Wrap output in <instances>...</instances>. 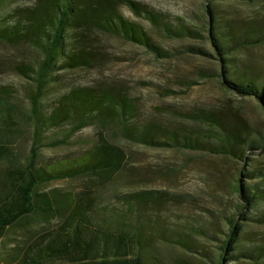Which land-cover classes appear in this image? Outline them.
<instances>
[{"label": "rangeland", "instance_id": "rangeland-1", "mask_svg": "<svg viewBox=\"0 0 264 264\" xmlns=\"http://www.w3.org/2000/svg\"><path fill=\"white\" fill-rule=\"evenodd\" d=\"M131 1L160 15L169 26L188 27L197 30V34L192 38H168L125 6H120V14L140 24L148 32L150 43L160 52H166L167 57H157L142 46L97 34L89 40V46L97 51L92 67L60 71L43 90L42 110L72 86L108 87L119 90L135 103L138 124L156 121L176 131L199 130L201 125L191 117L203 110L221 114L227 124L241 127L244 140L259 137L264 132V113L259 104L253 98L225 90L217 74L224 64L221 57L234 58L239 67L252 74L264 73V48L250 47L228 55L216 54L209 42L203 0ZM32 3L33 0L4 3L0 20L12 9L29 7ZM263 7L264 0L252 3L221 0L211 5L219 22H230L234 26L251 22L255 15L262 18ZM38 59V52L25 43L0 42V103L11 108L6 117L10 128L18 134L10 138V149L20 161L28 157L31 148L32 131L24 119L30 108L29 98L35 92L34 82L20 71ZM64 129L45 130L43 141L35 151L39 166L52 168L72 163L94 141L92 126L69 138L63 137ZM104 133L126 154L125 166L118 174L95 183L86 175L54 180L39 190L48 196L55 193L58 205L65 203L66 196L72 198L90 190L96 210L103 205H118L119 196L137 191L174 194L181 198L180 203L162 202L158 219L151 218V224L163 222L169 235L172 229H180L188 245L185 248L153 237V264H217L229 217L235 219L240 228L238 249L230 251L223 264H264V256L259 259L255 256L257 249L264 247V223L258 221L264 213V201L246 205L235 190L237 179L245 187L264 188L263 176L253 173H264V151H245V157L239 160L199 150L134 145L117 136L111 126ZM54 141L56 143L50 144ZM4 167V163L0 164V171ZM241 204L246 205L245 208ZM64 210H59L55 217L29 215L9 227L0 239V264H18L27 244L59 226ZM149 210L147 207L145 213ZM198 223L203 234L190 227Z\"/></svg>", "mask_w": 264, "mask_h": 264}, {"label": "trees", "instance_id": "trees-1", "mask_svg": "<svg viewBox=\"0 0 264 264\" xmlns=\"http://www.w3.org/2000/svg\"><path fill=\"white\" fill-rule=\"evenodd\" d=\"M14 1L0 0V9L4 3ZM203 1L209 42L216 54L264 48V7L262 18L255 15L251 22L234 26L230 22H219L214 16L211 5L221 0ZM120 6H125L168 38H192L197 34V30L188 27L169 26L160 15L131 0H33L29 7L14 8L0 20L1 43L22 42L39 54L36 63L20 71L35 84L24 119L32 131L31 148L22 161L10 149V138L18 134L10 128L6 117L11 108L0 103V164L5 165L0 171V239L9 227L29 215L55 217L59 210L66 211L55 230L25 246L18 264H153V237L186 248V236L180 235V229H172L169 235L163 222L151 224V218L158 219L162 202L180 203L181 198L174 194L137 191L119 196L118 205H103L96 210L90 190L72 198L66 196L62 205L56 204L55 193L48 196L39 190L54 180L86 175L95 183L118 174L125 166L126 154L104 133L110 126L122 140L134 145L199 150L239 160L245 157V151H264V132L255 140H244L241 127L227 124L221 114L213 112L200 110L191 117L201 125L199 130L176 131L156 121L138 124L135 103L114 88L72 86L42 110L43 90L60 71L92 67L97 51L89 46V40L97 34L142 46L157 57H167L166 52H160L150 43L148 32L140 24L120 14ZM220 61L224 64L217 76L223 88L240 97L255 99L264 113V73L252 74L239 67L232 57H221ZM91 126L94 141L74 162L52 168L37 164L35 151L43 141L45 130L65 128L63 137L69 138ZM253 173L264 178L261 171ZM235 190L246 205L264 201V188L245 187L237 179ZM246 205L241 204V207ZM147 207L150 210L145 213ZM258 221L264 223V213ZM226 223L227 232L219 246L217 264L226 262L230 251L238 249L237 221L229 217ZM199 225L190 227L203 234ZM257 251L256 258L264 256V247Z\"/></svg>", "mask_w": 264, "mask_h": 264}]
</instances>
